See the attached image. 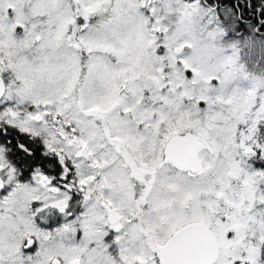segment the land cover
<instances>
[{"label":"rangeland","instance_id":"1","mask_svg":"<svg viewBox=\"0 0 264 264\" xmlns=\"http://www.w3.org/2000/svg\"><path fill=\"white\" fill-rule=\"evenodd\" d=\"M212 4L0 0V70L16 75L5 78L4 100L13 90L29 95L37 111L51 108L53 142H61L55 136L61 132L66 149H85L72 160L81 180L96 179V165L118 196L129 190V175L154 181L147 194L154 216L150 264H157L156 247L191 219L213 234L211 264H264V165L249 166L264 109V36L240 35L232 28L233 12ZM12 107L0 110V120L48 130L28 109L23 120L9 115ZM158 133L163 140L157 159ZM113 136L128 155L114 151ZM174 138L180 156L167 159ZM258 148L264 155V146ZM7 153L0 142V170L9 183ZM152 165V171L135 173ZM8 183L0 207L13 189ZM15 204L12 199L1 211L0 228L7 218L18 219ZM155 214L164 219L162 231ZM15 237L9 242L0 236V259L18 257ZM82 262L95 264L91 254Z\"/></svg>","mask_w":264,"mask_h":264},{"label":"flooded vegetation","instance_id":"2","mask_svg":"<svg viewBox=\"0 0 264 264\" xmlns=\"http://www.w3.org/2000/svg\"><path fill=\"white\" fill-rule=\"evenodd\" d=\"M212 5L215 6L216 3ZM242 14L240 18L247 20L244 13ZM0 75L4 82L0 110L10 103L13 107L9 115L15 113L17 118L23 120L28 109V116L31 115L34 121L44 120L49 130H23L20 129L19 123L9 124L3 119L0 120V142L13 139L17 146L7 153V159L11 162L8 168L13 172V179L10 181L13 189L0 207V216L1 211L6 210L12 199L18 204L14 205L13 212L18 215V219L11 222V219L7 218L8 224L0 228V236H4L5 241L11 242L18 236L13 244V254H18V257L13 260L2 258L0 264H83V258L86 260L90 254L95 264H150L147 251L154 248V240L149 222L154 220V216L148 212L147 194L154 181L150 185V181L143 176L129 175V190L126 195L118 196L114 186L105 185L99 178L96 165V179L89 178L88 182L81 180L83 176L76 172L77 166L72 160L75 156H80L78 149L85 153L84 147L77 144L78 149L74 150V153L73 149H66L62 146L63 141L67 144L66 135L61 132L55 135L61 142H53L51 108L45 106L44 112L37 111L32 98L31 101L28 100L29 95L24 94L21 97L13 90L11 99L4 100L3 97L8 93L5 78L16 75H6L2 70ZM28 104L30 106L26 107ZM10 129L13 133H10ZM75 135L78 137L79 134L75 132ZM161 137V133H158L159 144L153 150L156 151V157L160 153L159 146L163 140ZM111 138L115 152L123 151L125 155L129 154V148H122L123 142L114 136ZM175 142L177 138L167 145V159L180 156L179 147L174 146ZM157 162L160 163L159 160ZM151 167L135 173L152 171L153 165ZM191 168L194 169V166ZM0 177L4 183V188L0 190L2 194L8 182L1 170ZM26 189L31 192L27 193ZM92 199L94 203L90 202ZM89 202L91 206L88 207ZM161 214L155 216L162 231L164 219L160 220ZM182 234L193 237L206 253L204 259L196 264H204L203 261L212 255L211 261L206 263L211 264L216 249L214 237L210 229L196 219L177 226L163 244L156 247V263L166 264L165 259L171 242ZM1 247L0 253L4 251L3 246Z\"/></svg>","mask_w":264,"mask_h":264},{"label":"trees","instance_id":"3","mask_svg":"<svg viewBox=\"0 0 264 264\" xmlns=\"http://www.w3.org/2000/svg\"><path fill=\"white\" fill-rule=\"evenodd\" d=\"M213 3H216V7L218 8L226 7L233 12L235 19L232 28L238 31L240 35L244 34L247 39L255 38L256 34L264 36V0H215ZM242 13H244L247 20L240 18L243 16ZM241 24H245V26ZM249 26L252 28L251 32L246 33ZM10 133H13L12 129H10ZM15 134L17 135V133ZM4 145L7 151L17 148L13 139H7ZM262 146H264V109L256 123V151H253L254 153L256 152V157H251L253 161L250 160V167L255 166L256 169L263 168L264 155L261 153V149L258 148Z\"/></svg>","mask_w":264,"mask_h":264},{"label":"water","instance_id":"4","mask_svg":"<svg viewBox=\"0 0 264 264\" xmlns=\"http://www.w3.org/2000/svg\"><path fill=\"white\" fill-rule=\"evenodd\" d=\"M3 91L4 82L2 76L0 75V96ZM1 189H3V180L0 177V190ZM205 256V251L193 237L187 234H182L171 242L165 262L166 264H196L202 261ZM212 257V255H209L203 263H208L211 261Z\"/></svg>","mask_w":264,"mask_h":264}]
</instances>
